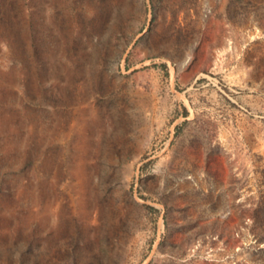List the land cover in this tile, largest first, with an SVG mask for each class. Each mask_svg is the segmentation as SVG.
Returning a JSON list of instances; mask_svg holds the SVG:
<instances>
[{
    "label": "rangeland",
    "instance_id": "rangeland-1",
    "mask_svg": "<svg viewBox=\"0 0 264 264\" xmlns=\"http://www.w3.org/2000/svg\"><path fill=\"white\" fill-rule=\"evenodd\" d=\"M0 264H264V0H0Z\"/></svg>",
    "mask_w": 264,
    "mask_h": 264
}]
</instances>
